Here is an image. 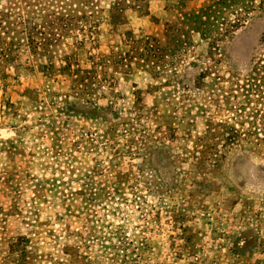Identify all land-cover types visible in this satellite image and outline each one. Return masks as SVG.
I'll return each instance as SVG.
<instances>
[{
  "label": "rangeland",
  "instance_id": "obj_1",
  "mask_svg": "<svg viewBox=\"0 0 264 264\" xmlns=\"http://www.w3.org/2000/svg\"><path fill=\"white\" fill-rule=\"evenodd\" d=\"M0 264H264V0H0Z\"/></svg>",
  "mask_w": 264,
  "mask_h": 264
}]
</instances>
